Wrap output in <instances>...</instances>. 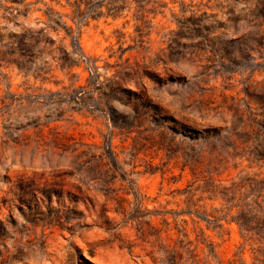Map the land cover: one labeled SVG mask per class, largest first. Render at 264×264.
Returning a JSON list of instances; mask_svg holds the SVG:
<instances>
[{"label": "rangeland", "instance_id": "374dc122", "mask_svg": "<svg viewBox=\"0 0 264 264\" xmlns=\"http://www.w3.org/2000/svg\"><path fill=\"white\" fill-rule=\"evenodd\" d=\"M114 4L0 0L1 34L48 41L0 66V264H170L181 219L264 264L230 221L263 214L264 0Z\"/></svg>", "mask_w": 264, "mask_h": 264}, {"label": "trees", "instance_id": "16d2710c", "mask_svg": "<svg viewBox=\"0 0 264 264\" xmlns=\"http://www.w3.org/2000/svg\"><path fill=\"white\" fill-rule=\"evenodd\" d=\"M66 1L71 2L78 11L80 5H84L87 10L85 14L88 15L91 13L92 17L101 15V8L103 6L106 7L107 14H110L109 12H113L118 8L114 4L115 0ZM96 10L98 12L92 13ZM47 43L48 41L43 37L41 30L21 29L18 32H10L7 35L0 33V66L4 62L14 63L19 68H26V64L31 63V59L36 54L41 53L46 48ZM79 57L87 61L83 57V54L79 53ZM258 208H260L259 212H263L262 215L257 212L252 213L250 210H241L240 217L232 218L230 221L238 225L241 233L255 232L262 235L264 230V207L259 206ZM191 212L190 210L187 211L188 214H191ZM203 220L209 223L217 219L203 218ZM191 222L195 225L198 223V220L191 219ZM187 223V219H181L180 221L173 220L170 223L169 228L174 230L175 236L170 237L168 247L164 249L165 260L170 264H210L212 260L215 261V264H221L214 243L204 235L201 228L196 232L194 239L189 238V233L185 229ZM198 249L203 253L202 257L197 252Z\"/></svg>", "mask_w": 264, "mask_h": 264}, {"label": "bare ground", "instance_id": "6f19581e", "mask_svg": "<svg viewBox=\"0 0 264 264\" xmlns=\"http://www.w3.org/2000/svg\"><path fill=\"white\" fill-rule=\"evenodd\" d=\"M55 187V186H54ZM116 256H118V255H116ZM120 257V256H119ZM123 259V258H122ZM119 260H121L120 258H119ZM123 261V260H122Z\"/></svg>", "mask_w": 264, "mask_h": 264}]
</instances>
